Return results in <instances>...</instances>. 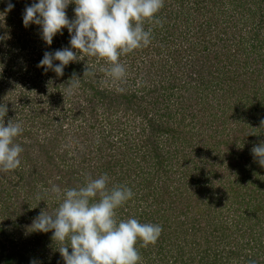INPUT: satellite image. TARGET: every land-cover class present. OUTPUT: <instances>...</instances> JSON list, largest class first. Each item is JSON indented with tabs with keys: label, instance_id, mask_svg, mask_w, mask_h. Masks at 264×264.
Masks as SVG:
<instances>
[{
	"label": "trees",
	"instance_id": "obj_1",
	"mask_svg": "<svg viewBox=\"0 0 264 264\" xmlns=\"http://www.w3.org/2000/svg\"><path fill=\"white\" fill-rule=\"evenodd\" d=\"M257 15L258 22L250 21V16ZM156 17L162 21V26L155 24L154 21H145L146 29L152 26L153 37L146 50L149 51L153 44L161 45L167 38L179 33L188 44L186 52L189 55L204 52V56H200L199 68H192L194 76L191 80L196 77L192 81L199 80L200 84L198 86L191 84L189 87L193 90L200 88L201 93L204 92V96L198 95L194 98L197 106L201 107L207 95H212L213 102L209 103L208 109L214 115V119L203 120L202 123H199V119L196 120L195 125L198 128L192 134L198 135L204 130L205 133L194 142L195 138L187 136L172 124V121L176 123V120L180 121L188 116L185 97L178 106L179 102H175L172 97L174 95L172 86L163 85L162 89L156 90V98L152 105L147 104L134 112L138 119L134 120L133 117L132 122H129L130 130L127 131L128 118L121 124L114 118L116 115L114 112L121 108L124 98L136 100V95L128 91L126 94L125 90L109 89L107 85L95 82L88 85L90 86L86 94L88 107L71 106L70 99H67V109L64 102L56 108L61 116L69 111L71 119L83 116L89 121L87 129H92V136L89 134L82 137L81 142L86 144V148L79 154L76 148L80 140L79 135L75 133H71V136L66 135L69 130L63 127V120L60 119L58 122L57 119L61 116L54 118L58 122L55 129L52 122L49 121L50 126L46 120L40 121L43 126L40 128L41 135L37 128L27 129L21 118L12 119L10 112L15 115L19 113L20 117L22 114L23 119L35 122L39 111L37 105L35 108L30 107L33 102L26 98L29 81L25 79L19 81L13 79L15 83L0 81V103L6 104L8 109L4 117L5 126L8 120L12 119L14 123H21L24 129L23 133L15 138V142L21 144L24 151L20 154V166L14 170L16 172L19 169L24 182L19 181L21 180L19 173V180L17 183L13 182L14 176L11 177L10 172H7L9 176L7 183L3 182L4 172L0 171V217L6 219L16 216L12 219L13 222L6 219L10 229L15 228L12 235L21 236L28 230L27 235L32 234L33 240L27 245H22L21 242V246L20 242H16L18 238L11 239L12 244L6 247L1 241V238H4V226L0 225V264H30L33 260L36 264H65L58 251L61 244L52 240V231L44 233L31 230L32 221L41 210L55 211L61 201L48 195L44 196L45 202L49 205L48 209H45L44 202L40 201L32 208L30 198L31 201H38L37 196L42 195L43 189H50L53 184L58 185L61 190L78 187L85 182L87 175L97 178L104 173L110 178L109 187L114 184L126 185L134 193L133 198L116 210L118 219L135 217L141 223H155L163 227L162 234L154 245L142 247V242L138 240L136 247L144 260L143 264H248L249 261L264 264V167L260 166L253 153L252 178L248 169L250 166H243L241 162L238 165L235 159L230 160V165L216 164L219 151L226 154L232 149L242 147L238 141L230 142L224 148L220 146L224 136L230 134L224 132L226 128L231 129L232 137L239 138L240 133L243 134L244 138L239 141L242 144L243 139H246L245 135L250 137L252 129L250 115L252 123L264 122V71L262 73L260 69L262 65L264 66V37H261V32H264V0H164V6ZM62 33L63 38L55 36L51 45L42 40L44 51L52 52L53 47L60 49L66 45L70 47L67 28L62 29ZM156 49L159 50L160 46ZM177 53L179 55V51ZM126 55L131 56L132 52ZM7 56L8 54L0 56V63H6L10 67L6 69L10 79L15 74L19 76V73H26L14 62L12 64L9 61L1 62ZM154 58L155 55H148L142 59L137 72L150 71L149 68L162 70L167 66ZM81 61L88 63V57L78 61L82 66ZM135 61L131 58L130 68L136 64ZM108 63L106 58L97 61V65L102 66ZM253 64L256 68L251 70L250 66ZM69 68L77 67L71 62ZM80 81L86 83L87 77L81 78ZM186 90H189L188 86ZM206 90L208 92H205ZM149 91L142 83V87H138L136 93L146 92V95ZM160 96H163L161 105L154 108L156 99ZM142 100L140 101L143 102ZM149 102L151 103L150 100ZM201 111H206V107L199 108L198 112ZM110 112L112 113L107 117H103L105 113ZM118 117L122 118V115ZM134 121H138V125L143 121L146 124L141 126L138 134H135L137 125ZM225 121H230L231 125H225ZM81 122L82 119L78 121ZM50 129L51 132L48 133ZM129 132L133 137L129 136ZM252 137L254 138V135ZM255 137L258 139V134ZM29 139L32 140L31 143ZM61 143L63 146L54 154L56 146ZM71 144L73 150L70 148ZM30 145L35 147L34 150ZM232 145L236 148H232ZM188 146H191L189 150L192 154L186 150ZM197 147L202 151L197 153ZM205 148H208V154L211 155L209 163L195 161L197 159L195 154L203 152ZM238 149L236 151H239ZM54 156L56 161L51 162L53 167L36 170V164H32L34 159L41 160ZM143 163L146 164L143 166ZM38 173L45 174L44 177L42 175V181L47 188L44 185L36 186L37 179L41 178ZM257 179L258 181L254 182ZM206 185L209 188H206ZM179 190L181 193L177 200ZM21 194L26 195V199L21 198L19 196ZM188 194L196 195L195 199L201 197L205 210L210 204H219L209 211L214 215L204 214L201 217L203 223L199 220L197 225L185 221L179 223L181 215H185L181 200L187 198ZM231 195L233 197L230 201L243 208L238 215L243 220L239 221V227L236 218L233 219L230 213L224 212L227 202H224L223 198ZM18 199L22 201L20 202L22 205L16 210L11 205L13 201L9 200L16 202ZM151 206L155 207L158 214L162 212L158 218L153 217L154 213L150 214L148 208ZM196 208L201 212L200 205ZM167 214L175 219L176 225H172L175 222L171 221ZM247 221L250 223L247 224ZM27 235L26 237H29ZM217 236L224 242L225 250L212 246L217 242ZM208 237L210 238L205 248ZM44 248L45 251L41 252ZM202 251L208 257L211 255V258L202 255Z\"/></svg>",
	"mask_w": 264,
	"mask_h": 264
},
{
	"label": "clouds",
	"instance_id": "obj_2",
	"mask_svg": "<svg viewBox=\"0 0 264 264\" xmlns=\"http://www.w3.org/2000/svg\"><path fill=\"white\" fill-rule=\"evenodd\" d=\"M69 4H75L73 19L66 13ZM163 6L164 0H38L25 6L23 25H39L47 45L52 44L58 33L63 34L62 29L67 28L69 32L70 47L44 52L37 66L45 72L52 70L58 77L63 76V70L70 62L99 57L110 63V67L102 71L114 80H123L126 67L120 57L151 43L152 28L146 29L145 21L162 26L156 14ZM13 8L11 2L7 3L4 13H0V20L3 21L4 14ZM7 38L10 37L0 36V40ZM57 60L59 64H54ZM83 75L93 76L95 71L86 65ZM80 82V77L73 73L66 94H74ZM7 111L6 104L0 103V171L3 172L17 169L24 151L21 144L15 142L24 129L21 123H14L12 119L5 126ZM251 151L264 167V142ZM109 184L107 173L97 178L87 175L78 187L61 190L53 184L37 196L38 202L48 195L61 201L55 211L41 210L33 219L31 230L52 231V240L61 244L58 251L65 264H141L142 257L136 247L138 240L142 247H147L154 245L162 234V225L141 223L135 217L118 219L116 210L133 198L134 193L126 185L109 187ZM30 264L36 262L33 260ZM248 264L256 262L249 261Z\"/></svg>",
	"mask_w": 264,
	"mask_h": 264
},
{
	"label": "rangeland",
	"instance_id": "obj_3",
	"mask_svg": "<svg viewBox=\"0 0 264 264\" xmlns=\"http://www.w3.org/2000/svg\"><path fill=\"white\" fill-rule=\"evenodd\" d=\"M11 2L14 5V8L7 12L6 14H4V19L3 21L0 20V36H5L7 35L10 38L7 39H3L0 40V56H5L6 54H8L7 57H5L3 60H1V62H14L15 64H17V66H20L23 68L24 71H26L25 74L19 73L20 75L18 76V74H15L12 79H10L8 77V71H6V69H10V67L6 64V63H0V81L1 83L4 82H9V83H15L19 80H26L29 81L28 83V93H27V97L26 98H30L31 101L33 102L32 105L30 107L35 108V105H37V110L38 112V117L37 119H35V122H31L28 120H25L22 118V114L21 117L19 115V113H17V115H15V113L10 112L11 113V118L12 119H17V117L21 118L22 120H24V122L22 123L27 129L28 128H34V129H38L41 135V127L43 128V126H41V122L43 120H46V122L49 124V121L53 123L52 127L55 129L58 127V122L61 120H63V127L67 128L69 131L66 133V135L71 136V133H75L76 135H79V141L76 144V148L79 152V154L81 152L84 151V149L86 148V144L82 143V137L85 136H89V134L92 136L91 132L92 129L89 128L87 129L88 123L89 121H87L83 116L75 118V119H71L70 118V114L69 111L64 112V114L61 116L60 113H57V106L61 103L64 102V106H66L65 108L67 109L68 105H67V99H70V103L71 106H77V108H86L88 107V101H87V97L86 94L89 91L90 86L88 87V85H93L95 82H99L101 83L100 85H107V87L109 89H115L116 91H122L125 90L124 93L128 94V92L133 93L136 95V100H134V98H132L131 100H127V99H123L122 101V106L120 109H116V111L114 113H116V115H114V118H116L117 120H119L121 122V124H123L125 122V119L128 118V124L126 127V130H130L129 126V122L133 119V117L135 118L134 120L138 119V117L135 115L134 112H136L140 107L142 106H147V104L152 105L153 100L156 98V90L162 89L163 85H171L172 86V92L174 93V95H172L173 100L175 102H179L177 105L180 106L181 102L183 101V98L185 97L186 102L188 104V116L185 119L182 120H176L177 122L174 123L172 121V124L176 126L177 129L181 130V132L185 133L187 136L191 135L190 137L193 139L195 138V141L202 136L205 132V130L201 133H199L198 135H194L192 134L197 128L198 126L195 125L196 120L199 119V123H202L203 120H213L214 119V115L209 111L208 109V105L210 102H213V97L211 94L207 95V99L205 100V103H201V107L197 106L195 104L194 98L198 95L204 96V92H202V90L199 89H192L189 86L192 85H196L198 86L199 80L198 81H192L194 80L196 77H194V79L191 80V77L194 76L192 75V68H199V62H200V56H204L203 53L201 52L199 54H193V55H189L186 52L187 49V42L180 37L179 33H176L172 38H167L165 40V42H163L161 45L160 43L157 44H153L151 45V47L146 50V47L140 48L142 51H140V49H136L132 52L131 56H128L126 54L122 55L120 57V61L121 63H123L126 67V77L123 80H114L113 78H111L108 74H106L104 71H102L101 69L110 67V63H108V65L102 66V65H97V61H99V57H88V63H82V66L80 65V63L78 62H74L75 66L77 67L76 69L73 68H69V65H67L64 70H63V76H57L55 74L54 71L52 70H48L47 72L44 71V69L42 67H38V63L39 61L42 59L43 57V52L44 51V43H42L41 41L42 36H41V32H40V26L39 25H35V24H30L28 27H25L23 25V13H24V8L26 5H30L34 2H38V0H0V13H4V9L7 6V3ZM72 5V6H71ZM75 4H69L67 9H66V13L69 19H73L75 14H74V9ZM171 9H169L170 11ZM174 16V15H173ZM250 21L252 20L254 21H259V16H250ZM243 23V21H240V23ZM147 25V23H146ZM145 25V28H146ZM149 28H152V26H149ZM67 34V33H66ZM261 37H264V32H261ZM15 36V37H14ZM56 36H60L58 38H63V34H57ZM68 36V34H67ZM55 37V36H54ZM251 37V35H250ZM14 43V44H13ZM68 45H66L65 47H67ZM160 46L161 51L157 50L156 48ZM12 47V48H11ZM8 48H11L10 50H8ZM14 49V50H13ZM57 50V48L53 47L52 51ZM264 50V49H263ZM73 51H76L75 49H73ZM147 51L149 53H147ZM179 51V55L178 52ZM247 51V50H246ZM251 54V53H250ZM148 55H155L154 60H159L161 62H163L164 64H166L167 66L163 67L162 70H158L155 68V70H153L152 68L147 71L144 70L142 72H137L138 67H139V63L141 64L142 59H144L145 57H147ZM135 59L136 64H134L132 66V68H130L129 64H130V60ZM250 58H252V56H250ZM6 60V61H4ZM54 64H59V61H53ZM71 63V62H70ZM10 64V65H11ZM86 65H89L93 68V70L95 71V75L93 76H89L88 75H83ZM12 66V65H11ZM14 67V66H13ZM256 66L253 64L250 66V69H255ZM262 73L264 71V66L262 65L261 68ZM73 70V71H72ZM155 71V73H154ZM73 73H76V75L78 77H80L83 79L85 77H87V81L86 83L83 84V82H80V87L74 92V94L72 95H67L66 94V86L69 82V80L71 79L70 76H72ZM145 74V75H144ZM84 76V77H83ZM144 76V77H143ZM9 78V80H8ZM15 79V80H13ZM12 80V81H10ZM20 84H22V82H19ZM142 83H144L148 89L150 90L148 92V94L145 95L146 92H144V94L141 93H136V90L138 87H142ZM11 85V84H10ZM252 85V84H250ZM188 86L189 90H186ZM27 90V89H26ZM128 91V92H127ZM170 92V90H169ZM205 92H208V90H206ZM90 93V92H89ZM179 95V97H177ZM144 98L143 100L140 98ZM162 98L163 96L160 98L157 97L156 99V104L154 106V108H157L158 106L161 105L162 102ZM142 100L143 102H141L140 100ZM37 100V103H36ZM149 100L151 101V103L149 102ZM228 100V98H227ZM134 104H131V102ZM21 103H23L22 101H20ZM18 102V103H20ZM39 103V104H38ZM140 103V104H139ZM138 104V105H136ZM12 106V105H11ZM14 106V105H13ZM129 106V108H128ZM206 107V111H199L200 109H203ZM31 109V108H29ZM32 110V109H31ZM110 113H105L103 115V117H107ZM125 114V116L123 115ZM122 118L118 117L121 116ZM57 116H61L58 117V122L54 119ZM118 117V118H117ZM113 118V119H114ZM82 119L81 123H78V121ZM130 119V120H129ZM21 121V120H20ZM206 121V122H207ZM132 122V121H131ZM134 123L137 125L136 127V133L138 134L141 126H146V124L144 123H140L138 125V121H134ZM132 124V123H131ZM51 126V124H49ZM225 125H231L230 121H225ZM121 126V125H120ZM119 126V127H120ZM51 127V129H52ZM117 127V129L119 128ZM250 137L245 135L246 139H243L242 144L239 142L241 140V138H244L243 134L240 133L239 138H235V136H231V129L230 128H226L224 132H228L230 134L225 135L224 139H222V144L220 143V146L222 148L225 147V145H229L230 142H237L242 146L240 149L233 147L232 148H236L239 151H236V149H232L231 152H225L224 151H219L217 153V165H230V160L235 159V162L239 163L241 162L243 166H250V168L248 167V169H250V178H252L253 176V172L254 170L252 169L253 167V163H252V148L256 145H259L260 143L264 142V122H258V123H252V116L250 115ZM51 129L48 133L51 132ZM72 130V131H71ZM192 131V132H191ZM48 133L45 134V136L48 135ZM129 136L133 137L132 133L129 132ZM134 134V133H133ZM134 134V135H135ZM258 134L259 136V140L257 139V137H255ZM75 135V136H76ZM252 135H254V138L252 137ZM216 136V135H215ZM247 136V137H246ZM232 137V138H231ZM261 137V138H260ZM128 139V138H127ZM126 139V140H127ZM257 139V142H256ZM125 140V139H124ZM30 143L32 142V140H28ZM123 143H125L123 141ZM193 145V144H192ZM63 146V143H61L59 146H56V150H54V154H57V150L59 151V147ZM30 147L34 150V146L30 145ZM190 147L188 146V148L186 149L188 151V153L190 152ZM229 147V146H228ZM71 150H73V145H70ZM231 148V147H229ZM190 149V150H189ZM197 153L198 151H202V149H200L199 147H197ZM191 153V152H190ZM189 153V154H190ZM209 150L208 148L203 149V152L199 153V154H195L197 155V159L195 161H207L209 160V158L211 157V155L208 154ZM36 154H37V150H36ZM192 154V153H191ZM215 154V153H212ZM73 156V155H71ZM210 156V157H209ZM37 157H39V153L37 154ZM34 158V156H33ZM56 161L55 156L52 158H44L41 160H36L34 159V161L32 162V164H36L35 168L36 170H41L42 168H50L53 167L51 166V162ZM169 161V160H168ZM144 162V161H142ZM209 163V162H208ZM146 163H143V166ZM215 164V163H214ZM22 169H23V165H21ZM34 167V166H33ZM57 167V166H55ZM150 167V166H147ZM249 171V170H248ZM10 172V176H14L13 178V182L17 183V181L19 180V176L18 173L21 177V180H19L21 183H23L24 181H22V176L21 173L19 172V169L16 170V172L13 171H8ZM41 172V171H40ZM14 173V175H13ZM42 173V172H41ZM41 178L37 179L36 186L41 187L44 185V187H46V184L43 183L42 181V175L40 174ZM45 175V174H44ZM43 175V177H44ZM37 176H35L36 178ZM8 174L7 172H4L2 175V181L6 182L8 181ZM260 178V177H259ZM41 180V181H40ZM258 181L255 180L254 182ZM7 183V182H6ZM4 183V184H6ZM30 183H32L30 181ZM34 184V185H35ZM16 186V185H14ZM47 188V187H46ZM206 188H209L206 185ZM217 191V190H216ZM218 192V191H217ZM180 193L181 190H179V196L177 198V200L180 198ZM219 193V192H218ZM184 195V194H183ZM21 198L26 199V195H19ZM196 195H187V198H184L181 200L182 202V207L184 208V214L181 215L180 220L178 221L179 223L181 222H186V223H192L197 225L199 220H201V217L204 214H209V215H214L212 212H209L211 210V208L213 207H217L219 206V204H210L206 210L203 207V199L201 197L195 199ZM260 196V195H259ZM233 197V195L228 196V197H224V202H227L225 207V211L227 213H230L231 216H233V219L236 218V220L238 221V227L240 225L239 221L243 220L241 218L238 217L239 213L241 210H243L242 207H238L237 205H235L234 203H232L230 201V199ZM257 197V196H256ZM32 198H30L29 203L31 204L32 208H35L37 206V204L39 203L38 201H31ZM15 200V199H14ZM14 200H9L10 202L13 201V203L11 205H13L15 207L16 210H19L20 206L22 205L19 199L15 202ZM46 199H44V201H40V202H44L45 205V209H48V204L45 202ZM176 200V201H177ZM175 201V202H176ZM28 202V201H26ZM175 203H172V205H174ZM252 204V203H251ZM200 205L201 206V212H199L196 208V206ZM170 207V205H169ZM237 207V209H235ZM240 208V209H239ZM245 208V207H244ZM239 209V210H238ZM150 214L154 213L153 217L154 218H158L162 212H160L158 214V212L155 210V207L151 206L150 208H148ZM203 213V214H201ZM15 216V214L13 215ZM167 216L170 218L171 221H174L175 223H173L172 225H176V221L175 219H173L170 215L167 214ZM16 217V216H15ZM15 217H9L6 218L8 221H12V219H14ZM5 217H0V225H3L4 227V238H1V241L3 243L6 244V247H10V245L12 244V240L11 239H15L18 238V240L16 241L17 243L20 242L19 244L21 245H27V243H32V234H28V230L24 231L25 234H22L21 236H15L12 235L13 233H15V228L12 227V229H10V224L6 221ZM161 219H159L160 221ZM181 221V222H180ZM13 222V221H12ZM18 223V222H16ZM203 223V221H202ZM250 223V221H247V224ZM236 227V226H235ZM14 231V232H13ZM29 236V237H26ZM7 236V238L9 237L10 239L7 240V238L5 237ZM210 237H208L206 239V245L205 248H207V244H208V240ZM223 241L222 239H220L219 236H217V242L212 245L214 247L219 248L220 250H225L223 249ZM210 244V243H209ZM21 245V246H22ZM45 251V248L42 249L41 252ZM207 251V250H205ZM202 255L206 256L204 251L201 252ZM207 258H211V255ZM144 260H142L143 264Z\"/></svg>",
	"mask_w": 264,
	"mask_h": 264
}]
</instances>
